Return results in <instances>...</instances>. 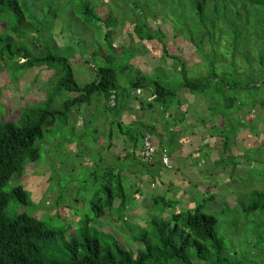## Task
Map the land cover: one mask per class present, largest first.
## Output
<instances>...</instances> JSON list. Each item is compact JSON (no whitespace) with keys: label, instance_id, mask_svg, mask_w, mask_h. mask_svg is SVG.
<instances>
[{"label":"rangeland","instance_id":"obj_1","mask_svg":"<svg viewBox=\"0 0 264 264\" xmlns=\"http://www.w3.org/2000/svg\"><path fill=\"white\" fill-rule=\"evenodd\" d=\"M17 1L25 12L24 25L20 29L25 28V25H31L34 32L28 34L27 40L15 39L14 41L24 45L34 56L43 54V48L37 43L45 45L46 42H49L54 52L57 50L58 53L70 57L75 78L82 86L94 80L96 77L95 67L105 65V53L117 57L122 55L121 64L119 63L121 67L134 66H131L121 76L124 86L133 81L135 68L144 74L152 73L154 75L157 71V76H160L161 80L164 78L170 82L171 79L172 86H176L179 83L178 80L181 79L176 64L173 61L164 60L161 43L140 41L134 34V24L139 21L138 18L145 19L146 14L149 17L147 22L151 29L156 30L162 26L165 13L168 14L169 12L163 3L168 0H139L141 4L139 8L132 10L125 9V0L118 2L116 0ZM159 1H161L160 5L158 4ZM169 2V4L172 3L171 0ZM9 5V0H0V33L5 29L4 36L10 35L11 28L17 25L15 22L17 16L10 11ZM85 7L94 9L101 16L106 14L111 19L120 21L117 28L111 27L110 30H107H116L110 44L105 42L107 31L104 24L94 25L95 29L83 25L84 16L82 13ZM174 9L175 7L171 9V18L175 17ZM164 11L165 13H162ZM223 11L232 16L233 14L229 13L230 11L234 12L235 7L231 5ZM73 13L76 14L74 17ZM152 15H156L157 19H154ZM256 16L255 14L251 18ZM54 19H56L54 26L49 25ZM126 19L129 20L125 21ZM258 19L264 21V12L258 16ZM258 26V30L253 31L252 35L251 33L248 35L252 46L248 48L247 53L253 57H256L260 48L258 46L262 44L261 37L264 36L262 34L264 23ZM8 28L10 29L7 30ZM48 28H51L53 32L48 37L47 34L41 32L44 39H41L35 32L38 29L46 31ZM26 29L31 30L30 27H26ZM162 33L166 37L164 43L167 45L169 54L176 55L182 62L186 63L192 75L196 76L206 72L202 67L205 61L197 53L195 46L187 42L184 37L186 33H183L182 28L173 30L172 26H164ZM187 33L191 36L190 32ZM193 38L198 41L196 33ZM208 52L210 53V50ZM93 54H97L98 58L93 57ZM19 61L20 63L24 62L22 59ZM87 61L90 62L87 63ZM230 61L228 58L224 63L231 65ZM245 66L243 57L240 66L238 65L239 71L241 72ZM159 68L160 71L157 70ZM14 69L16 71L13 70L12 72H16V75L19 74V78L14 82L11 80L10 71L0 73V89L4 91L3 98L0 100V120L1 118L15 119V117H10L12 112L7 107L13 106L14 109L22 107L21 102L26 104L30 100L43 101L45 92H42L41 89L44 87L55 89L59 81V79L56 80L55 72L58 71L55 69L33 68L23 72L15 67ZM173 72L175 74L171 77ZM157 76L154 75L153 77L156 78ZM49 80L53 81L50 83ZM239 81L244 82L243 75ZM185 93L180 94V97L187 102L182 107L176 106L165 116L157 111L151 113L144 106H139L138 102H134L131 106L133 112L125 113L122 117L125 129L128 128L130 132L133 130L135 134L147 132L152 122L160 125L158 129L163 131L164 148L173 157L170 170L156 166L154 170L159 171L156 179L152 174L146 173L139 160L140 137L138 138V145L134 147L130 139H124L116 131V128H112L110 124L111 115L104 112V102L99 99L94 101L91 106L85 105L82 108L73 109L70 115L57 121L43 141L37 143L41 161L28 164L24 170V176L22 178L14 177L3 189L9 196V203L5 210L6 216L9 219H14L16 215L27 214L42 220L50 229L68 230V232L71 229V233L69 232L67 235L71 234L72 236L74 231L77 233L79 230L82 234L87 233L84 220L94 218L98 211L97 207L104 204L108 195L102 190V186L108 184V182L105 183L107 180L105 175L108 169L119 170L124 165L126 177L132 183L129 190V192L131 191L129 213L125 215V218L131 225L136 224L133 226L134 231L131 233L124 228L123 222L118 219V214L113 213L107 214L101 220L95 219L91 222L89 225L91 230L87 234L96 237L103 244H110L109 237L118 238L120 243H127L124 245L129 250H138L137 245L130 238L141 233L142 230L147 231L152 237L153 227L147 224V220L151 221V216L155 217L159 212L157 214L155 211L146 212L144 206L154 204L153 199L161 196L173 201L172 209L163 210L166 217H170L171 213L179 211L187 212L189 208L203 207L205 213L217 218L216 228L224 240L225 254L223 257L213 254L214 264H264V201L259 196L251 195L250 192V189H253V192L257 191L264 194L261 191H264V169L261 165L245 164L242 166L241 174H235V178L232 177V180L228 175L227 180L229 182L224 179L226 177L222 175L219 177V173L211 172V166L217 160V155L209 148L203 147H215L217 136L204 135L207 132L206 129L201 132L198 131L199 134L196 132L197 138L191 134L196 131L198 126H201L194 127L203 121L201 120L203 110H206L205 112L212 119L210 122L205 121L208 127H213L217 123L220 126L221 123L214 119L209 112V106L206 104L203 95L191 96ZM74 97L73 94H61L52 103V109H62L66 99ZM144 97L146 100H150L151 94H146ZM22 99L24 100L21 101ZM19 101L21 102L18 104ZM139 107L140 110L138 111ZM246 110L248 109L245 108ZM243 112L244 110L233 114L236 118H240L242 115V118L236 119L241 124V126L239 125L241 129L237 135L239 138L238 148L237 151L234 150L235 152L232 151L230 154L236 156L245 153L253 156L257 150L255 145L264 143V114L257 109L251 115L250 112L246 118H243ZM141 114L143 115V124L138 120V115ZM173 116L177 119H183L185 123L174 125L175 118ZM257 122L261 126V130L256 135L251 134L250 128ZM83 123H86L85 127H83ZM112 129L115 130L114 142L116 147L109 150L107 146L109 144L108 135ZM159 131L153 132L157 145H160L161 135H159ZM209 132L210 134H219L217 128L209 130ZM188 137L191 138L187 139ZM125 149L136 152V158L127 159L125 162L120 161L125 156ZM196 149H201L200 154L194 152ZM191 153L192 156L189 157ZM119 155L120 158H118ZM204 155L210 156L209 161L200 160ZM199 160L200 163L195 166L194 163L199 162ZM245 166L249 169H245ZM215 178L219 181L223 178L222 184H224V180L228 185L233 184L234 187H228L235 189L236 198L230 191L220 187V182L216 186L213 185ZM172 184L174 187L169 190ZM18 186H23L27 190L31 205L25 206L16 198L13 189ZM112 187H116V180H113ZM155 208L159 210L157 206ZM67 239L71 240V238ZM47 247L46 249L51 250L55 255L62 256L61 250L64 248V243L61 241V236L56 242L48 243ZM189 253L190 260L194 261V264L196 262V264L201 263L195 257L193 248ZM220 257L222 260L217 262L216 260ZM213 262L210 261V264Z\"/></svg>","mask_w":264,"mask_h":264},{"label":"trees","instance_id":"obj_2","mask_svg":"<svg viewBox=\"0 0 264 264\" xmlns=\"http://www.w3.org/2000/svg\"><path fill=\"white\" fill-rule=\"evenodd\" d=\"M118 1L116 0V2ZM171 1V4H169V0L163 3L170 14L169 12L168 14L165 11L162 12L166 14L162 26H159L156 30L151 29L147 22L149 17L146 14L145 19L138 18L139 21L134 24V34L140 41H157L162 44L164 60L173 61L177 66L178 73H180L181 79L178 80L179 83L176 86L171 85V79L170 82L164 78L161 80L160 76H157V71L154 74L157 77L154 78L152 73L144 74L137 68H135L133 81L124 86L121 76L133 65L121 67L122 55L117 57L107 53L104 55L105 65L94 69L96 72L94 80L82 86L75 78L70 57L58 53L57 50L54 52L49 42H46L45 45L37 43L43 48V54L34 56L24 45L14 41L15 39L27 40L28 34H32L34 31L31 25H25L31 28L30 31L26 27L20 29L24 25V9L17 0H9L10 5L8 8L16 14L15 22L17 25L11 28V33L8 36L3 35L5 29L0 33V73L10 71L11 80L14 82L19 78V74L16 75V72H12L15 70L14 67L20 72L33 68L55 69L58 71L55 72V77L59 81L55 89L47 87L41 89L42 92H45L43 101L30 100L26 104H22L21 101L24 100L22 99L18 102V104L21 102L22 107L14 109L13 106L7 107L12 112L10 117H15V119L1 118L0 120V264H194V261L190 260L191 256H189V251L192 248L195 250V257L201 262L200 264L213 262V254L224 256V240L217 232L218 220L216 217L205 213L203 207H196L187 209V212L171 213L170 217L167 216L168 219L163 210L172 209L173 201L161 196L153 199L154 204L144 206L146 212L155 211V214L159 212L155 217L151 216V221L147 220V224L153 227L152 237L147 231L142 230L141 233L130 238L137 245L138 250H129L124 245L127 243H120L117 240L118 238L109 237L110 244H103L96 237L87 234L91 230L89 229L91 222L95 219L101 220L107 214L113 213L118 214V219L123 222L124 228L131 233L134 231L133 226H136V224L131 225L125 218V215L129 212V199H131V191L129 192V190L132 183L126 177L127 173L124 165L119 170L108 169L105 175L107 177L105 183L108 182V184L102 186V190L107 192L108 195L104 204L97 207L98 211L94 218L84 220L83 223L86 226L87 233L82 234L79 230L77 233L74 231L71 236V234L67 235L69 232L71 233V229L69 232L68 230L50 229L42 220L33 216L20 214L16 215L14 219H9L5 214L9 196L3 189L8 186L14 177L22 178L28 164L41 161L40 149L37 148V143L43 141L57 121L70 115L73 109L82 108L85 105L91 106L94 101L99 99L104 102V112L111 115L110 124L112 128H116V131L124 139H130L136 147L139 137L142 143L141 137L144 133L135 134L133 130L130 132L128 128L125 129L122 123L123 115L133 112L131 106L134 102H138L139 106H144L151 113L157 111L165 116L176 106L182 107L187 102V100L180 97L183 92L191 96L203 95L206 104L209 106V112L221 125L219 126L217 123L213 127H208L205 121L210 122L212 119L205 112L206 110H203L201 115L203 121L194 127L201 126H198L191 135H195L196 138L199 132L206 129L207 132L204 135L217 136L215 147H203L205 149L209 148L217 155V160L214 161L210 171L219 173V177L222 175L228 181V175L232 180V177L235 178V174H241L242 166L245 164L261 165L264 169V143L255 145L257 150L253 156L245 153L236 156L230 154L234 150L237 151L239 140L237 135L241 129L239 127L241 124L236 119L242 118V115L240 118H236L233 114L244 110L243 118H246L250 112L251 115L257 109L264 114V36L261 37L262 44L258 46L260 48L256 57L249 56L247 53L248 48L252 46V42L248 37L249 33L252 35L253 31L258 30V25L264 23V21L258 19V16L264 12V0ZM158 4L160 5L161 1ZM140 5L139 0H125L126 10L138 9ZM231 5L235 7V13L230 11L229 14L233 15L229 16L223 10H227ZM172 7H175L173 10L174 18H171ZM255 14L257 16L251 18ZM74 15L76 14L73 13V17ZM82 15L84 16L83 25L88 28L104 24L107 31L111 27L117 28L120 22L111 19L106 14L101 16L89 7H85ZM152 16L157 19L156 15ZM55 20L49 25L54 26ZM127 20L129 19L125 21ZM164 26H172L173 30L182 28L183 33H186L184 37L187 42L195 46L197 53L205 61L202 64L206 71L204 74L192 75L186 63L182 62L176 55L169 54L167 45L164 43L166 37L162 33ZM35 32L41 39H44L41 34H47L48 37L53 30L51 28L46 31L38 29ZM187 32H190L191 36ZM194 32L198 35V41L193 38ZM115 33V29L107 31L105 34L107 44L111 43L110 40ZM262 34L264 35V30ZM207 50H210V53ZM97 56V54H93V57L98 58ZM243 57L246 66L240 72L238 65L240 66ZM228 58L231 60V65L224 63ZM19 59L24 62L20 63ZM89 62L87 61V63ZM157 70L160 71V68ZM174 74L173 72L171 77ZM242 75L244 76L243 83L239 81ZM49 81L51 83L53 80ZM3 93L4 91L0 89V100L3 98ZM64 93L73 94L75 97L67 98L62 105V109H52V103L56 101V97ZM149 93L151 99L146 100L144 95ZM245 108L248 110L245 111ZM173 118H175L174 125L185 123L183 119H177L174 116ZM168 119L167 121H169ZM65 120L67 121V119ZM138 120L143 124L142 114L138 115ZM258 122L256 125L251 126V134L256 135L261 130ZM85 124L83 123V127H85ZM158 126L160 125L152 122L148 127L151 131L148 129L149 133L154 136L153 132L159 131ZM215 128H217L219 134H210L209 130ZM114 129L108 135L109 144L107 146L109 150L116 147ZM162 133L163 131H159V135H161L159 146H161V149H165ZM200 151V149H196L195 153ZM125 152L124 158L122 157L120 161L125 162L127 159L136 158V152H130L127 149H125ZM120 157L119 155L118 158ZM209 159L210 156L205 155L200 160L209 161ZM155 162L143 163L140 160V164L144 166L146 173L152 174L156 179L159 171L154 170V168L156 166L163 167V164L160 160ZM199 163L200 161L194 163V165L196 166ZM246 167L245 169H249V167ZM113 180H116V187H112ZM214 180L215 184L213 185L216 186L220 182L219 186L230 191L236 198L237 192L235 193V189L228 187H234L233 184L228 185L225 180L222 184L223 178L220 181L216 178ZM170 186L171 189L169 190H172L174 185ZM261 191L264 193L263 190ZM250 192L251 195L259 196L264 201V194L257 191L253 192V189H250ZM13 193L21 204L31 205L30 196L23 186L14 188ZM228 202L230 203V201ZM156 206L160 211L155 208ZM59 236H61V241L64 243V248L61 250L62 256H57L51 250L46 249L48 243L56 242L59 240ZM67 238H71V240ZM219 260H222L221 257L216 261L219 262Z\"/></svg>","mask_w":264,"mask_h":264},{"label":"built area","instance_id":"obj_3","mask_svg":"<svg viewBox=\"0 0 264 264\" xmlns=\"http://www.w3.org/2000/svg\"><path fill=\"white\" fill-rule=\"evenodd\" d=\"M139 155L140 160L143 163H151L158 155H160L163 164L166 167L171 168L167 151H161L159 147L156 146L154 138L150 133H147L143 136L142 147Z\"/></svg>","mask_w":264,"mask_h":264},{"label":"clouds","instance_id":"obj_4","mask_svg":"<svg viewBox=\"0 0 264 264\" xmlns=\"http://www.w3.org/2000/svg\"><path fill=\"white\" fill-rule=\"evenodd\" d=\"M147 133H149V132H148V131L145 132V133L143 134V136H144L145 134H147ZM150 134H151V133H150ZM151 135H152V134H151ZM143 136H142V139H143ZM152 136H153V135H152ZM153 138H154V137H153ZM196 138H197V137H196ZM154 142H155V140H154ZM155 144H156V143H155ZM156 146L159 147V149H160L161 151H164V150H165V149H161V146H159V145H157V144H156ZM141 147H142V143H141V146H140V150H141ZM200 150H201V149H200ZM194 152H195V151H194ZM197 154H200V152L197 153ZM168 156H169V159H170V166H171V168H172V158H173V157H171L169 154H168ZM204 156H205V155H204ZM156 160H157V161H159V160L162 161L161 156L158 155V156H157L152 162L156 163V162H155ZM199 161H200V160H199ZM152 162H151V163H152ZM162 164H163V161H162ZM163 168L167 170L168 167H166V166L163 164ZM171 168H168V169L170 170Z\"/></svg>","mask_w":264,"mask_h":264},{"label":"crops","instance_id":"obj_5","mask_svg":"<svg viewBox=\"0 0 264 264\" xmlns=\"http://www.w3.org/2000/svg\"><path fill=\"white\" fill-rule=\"evenodd\" d=\"M165 140V139H164ZM192 156V153L189 155V157H191ZM129 213V212H128Z\"/></svg>","mask_w":264,"mask_h":264}]
</instances>
